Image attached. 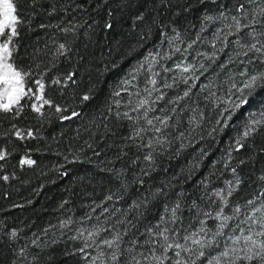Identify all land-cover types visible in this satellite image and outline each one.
I'll return each instance as SVG.
<instances>
[{
  "label": "snow or ice",
  "instance_id": "6c2138e0",
  "mask_svg": "<svg viewBox=\"0 0 264 264\" xmlns=\"http://www.w3.org/2000/svg\"><path fill=\"white\" fill-rule=\"evenodd\" d=\"M0 264H264V0H0Z\"/></svg>",
  "mask_w": 264,
  "mask_h": 264
},
{
  "label": "trees",
  "instance_id": "16d2710c",
  "mask_svg": "<svg viewBox=\"0 0 264 264\" xmlns=\"http://www.w3.org/2000/svg\"><path fill=\"white\" fill-rule=\"evenodd\" d=\"M45 163H47V161H45ZM53 194H54V193H53ZM24 195H27V190H26V189H21L19 195H17V199H19V196H24ZM40 202H41V204L44 203L43 200H41ZM5 203H6V202H5ZM50 207H51V206H50Z\"/></svg>",
  "mask_w": 264,
  "mask_h": 264
}]
</instances>
